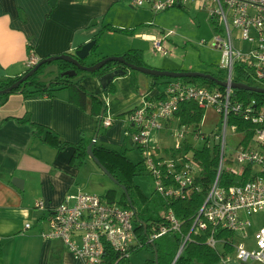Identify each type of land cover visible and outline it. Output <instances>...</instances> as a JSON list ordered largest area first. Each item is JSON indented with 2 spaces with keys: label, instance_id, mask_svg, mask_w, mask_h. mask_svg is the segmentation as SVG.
<instances>
[{
  "label": "built area",
  "instance_id": "obj_1",
  "mask_svg": "<svg viewBox=\"0 0 264 264\" xmlns=\"http://www.w3.org/2000/svg\"><path fill=\"white\" fill-rule=\"evenodd\" d=\"M134 3L154 13L189 4H198L206 11L215 22L212 45L228 57L224 79L227 85L221 88L180 78L165 80L159 94H144L141 104L127 114L126 134L143 154V167L154 178L161 196L186 198L191 191L206 190L202 206L193 215L191 231L211 227L207 243L223 254L222 260L264 262V102L240 100L232 86L240 68L245 79L264 87V0H134ZM173 32L152 37L158 52L168 54L164 43ZM40 60L31 49L28 69ZM185 101H195L206 110L213 107L222 122L221 131L208 134L202 131V123H182L176 112ZM115 119L116 116L106 113L100 125L108 128ZM157 132L170 134L174 144L164 148L154 137ZM229 135L239 140L231 151ZM204 148H217L214 156L219 161L215 179L207 185L205 166L197 157V151ZM226 174L229 179L223 185L221 180ZM36 207L44 209L45 201L38 200ZM165 215L166 223L152 225L151 241L181 231L182 222L174 209L166 210ZM136 216V209L111 201L104 194L79 190L68 193L51 210L49 226L42 236L63 240L85 264H123L143 246L136 230ZM30 226L28 223L27 228ZM220 229L234 234L233 252L226 253L228 239L217 236ZM190 237L188 234L183 239L179 256ZM250 239L254 241L253 248L248 244ZM107 245L119 255L114 262L108 260Z\"/></svg>",
  "mask_w": 264,
  "mask_h": 264
},
{
  "label": "crops",
  "instance_id": "obj_2",
  "mask_svg": "<svg viewBox=\"0 0 264 264\" xmlns=\"http://www.w3.org/2000/svg\"><path fill=\"white\" fill-rule=\"evenodd\" d=\"M167 14L138 7L134 0H0V81L28 70L31 49L40 58L73 53L92 41L106 25L115 29L135 28V33L106 29L88 64L136 48L143 51L144 61L149 66L195 70L192 63L185 65L186 60L176 53L178 45L171 35L164 43L168 54L154 48L152 37L168 32L164 25ZM57 74L58 65L53 64L45 68L40 78L50 81ZM135 76L138 89L133 88L128 73L112 81L118 85L115 93L105 92L100 76L86 74L81 79L88 91L105 98L106 113L116 116L113 125L98 134V145L124 151L127 155L129 150L138 148L126 134L127 114L141 104L144 94H159L166 82L155 81L140 72ZM70 97L71 91L65 88L56 91L53 97L15 92L0 101V264H85L63 240L42 236L49 226L51 210L61 204L68 193L84 190L87 173L83 175L81 167L71 163L76 148L71 145L58 150L33 135L29 124L16 120L26 118L44 124L71 144L78 143L83 136L90 143L101 124L98 115L91 112L92 99H88V108L83 109ZM154 137L164 148L171 147V143H164L171 138L170 134L157 132ZM15 176L24 180V188L13 183ZM38 200L45 201L44 209L36 207ZM152 257L153 252L145 256L142 264ZM130 261L136 264L133 257ZM191 264L205 263L196 259ZM214 264L245 263L231 258Z\"/></svg>",
  "mask_w": 264,
  "mask_h": 264
},
{
  "label": "trees",
  "instance_id": "obj_3",
  "mask_svg": "<svg viewBox=\"0 0 264 264\" xmlns=\"http://www.w3.org/2000/svg\"><path fill=\"white\" fill-rule=\"evenodd\" d=\"M106 29L116 30L125 34L135 33V28L115 29L110 25H106L104 29L94 37L93 40H95L96 42L91 50V54L88 57L80 58L74 52L71 54L75 57H78L81 64L90 65L88 64V61L97 50L101 35ZM121 55L127 62L139 66H149L145 63L143 51L140 49L132 48ZM48 57L50 56L44 58ZM44 58H41V60H43ZM51 64L58 65L57 76L50 81L41 80V74L43 73L45 68ZM30 70L31 69H28L22 75L1 80L0 89L14 84ZM112 70L123 71L124 74L130 73L132 77V86L134 89H138V81L135 76L137 71L129 69L125 64L121 62L110 61L102 68L94 72H89L80 68L78 65L69 60L58 59L42 64L33 75H31L26 81H24L18 88L13 90L12 93L22 92L25 96H31L39 93L53 97L56 91L68 88L71 91V101L77 103L83 109L88 108V99H92L91 112L94 115H98L101 122L102 116H104L107 112V102L105 98L100 94L88 91L82 84L81 79L82 76L86 74L101 77ZM207 72L212 73L221 80H224L227 75V71H225V69H222V73L220 72V74L213 73L211 71ZM152 77L155 81L161 80V77ZM169 79L173 78H166V80ZM180 79L189 82H199L209 87L224 88L221 84L208 77H182ZM236 79L238 82H245L252 85L255 84L244 78V75L240 68L238 69V75L236 76ZM117 89L118 85L115 82H111L105 88V92L115 93ZM10 94L11 93L0 95V101L3 102L4 100H6ZM236 94L240 100L246 102L252 99H257L259 102H264V93H259L247 88L237 89ZM205 114L206 109L199 107L195 101L182 102L179 110L176 112V115L181 119L182 123L196 125L202 123ZM16 120L22 124H29L33 129V135L39 137L45 143L57 148L58 150H64L68 146L73 145L76 148L75 154L71 159V163L74 166L80 168L86 163L87 159L91 158L88 152L89 141L85 136H83L78 143L71 144L69 142L63 141L60 136L56 132H54V130L44 124L32 122L26 118H16ZM101 128L102 126L99 124L95 135H98L102 132ZM93 151L95 155L100 159L101 163L105 165L108 170L114 175V177L119 181V186L125 185L127 188V191L121 189L122 193L120 196L117 195V189H109L104 195L111 201H117L124 207H132L136 209V230L137 232H139V236L143 246L137 248L133 252V254L138 253L143 249H147L153 252V257L148 259L144 264H157L155 249L157 252L158 264H191L196 259L202 261L205 264H214L222 260L223 254H221L218 250L207 243V239L212 232L211 227L206 230L191 231L195 219L193 215L202 206L207 193L206 190L202 192L191 191L186 198L168 199L161 196L160 194L149 197L144 192L142 187L135 181V177L141 174L144 170L142 161L134 162L126 152L108 148L105 146H99L97 142L93 145ZM216 151L217 148H215L214 150H212L211 148H204L197 151V157L201 160L206 169V185L215 179L216 167L219 162L218 156H214ZM228 179L229 177L227 176V174L224 175L221 180L222 184L226 185ZM127 192L131 197V202L128 199ZM170 208L174 209L177 217L182 222L181 231L164 235L151 241L149 235L152 225L166 223L168 219L165 215V212ZM188 234H190L191 237L188 240L184 251L180 254L179 257H177L183 239ZM216 234L218 237H226L228 239V244L225 248L226 253L233 252L234 247L232 240L234 238V234L224 229H220ZM106 251L108 260L110 262H114L119 257L118 253L115 252L110 245H107ZM130 262V260H125L123 264H131Z\"/></svg>",
  "mask_w": 264,
  "mask_h": 264
},
{
  "label": "rangeland",
  "instance_id": "obj_4",
  "mask_svg": "<svg viewBox=\"0 0 264 264\" xmlns=\"http://www.w3.org/2000/svg\"><path fill=\"white\" fill-rule=\"evenodd\" d=\"M167 11L171 12L167 14V12L164 11L159 14H167L164 25H166L168 32L169 29L174 31L171 34V38L174 39V42L178 45L175 48L176 53H179V57L186 60L185 65L188 66L189 63H192L195 70L211 71L220 74L222 69H225L228 64V57L224 54L223 50L214 48L212 45L215 35V22L210 19L209 14L202 10L198 4H189L184 8L176 6ZM203 39H206L208 42L202 44L201 41ZM150 67L158 68L155 66ZM146 75L151 76L149 74ZM166 78V76H163L161 80H166ZM221 127L222 122H220L216 110L213 107L208 108L201 124L202 131L209 134L214 130L215 132L221 131L219 130ZM105 130L106 129L103 127L102 131L104 132ZM91 142L92 140L90 143ZM238 142V139L229 135V150H234ZM164 143L174 144L173 137L171 136V138L164 141ZM198 146L202 145L198 144ZM128 156L134 162H139L144 159L143 154L138 148L129 150ZM81 169L83 175L87 173V177H84L86 179L83 180L84 188L82 189H84V191L105 194L109 189H117V195H121L122 188L101 170L100 166L93 158H89L88 162L84 164ZM135 181L149 197L159 195L156 191L154 178L145 169L141 174L135 177ZM248 244H250L251 248L254 247V241L252 239L248 240ZM150 254L151 252L149 250L143 249L140 253H134L132 257L136 264H142L146 259L145 256H149ZM250 264H264V262L252 261Z\"/></svg>",
  "mask_w": 264,
  "mask_h": 264
},
{
  "label": "water",
  "instance_id": "obj_5",
  "mask_svg": "<svg viewBox=\"0 0 264 264\" xmlns=\"http://www.w3.org/2000/svg\"><path fill=\"white\" fill-rule=\"evenodd\" d=\"M95 42H96L95 40L87 42L81 48H78L74 53L80 58L88 57L91 54V50H92ZM78 57H75L71 53L67 52V53H63V54L53 55V56H50L48 58H44L35 67H33L30 71H28L17 82H15L14 84H12V85H10V86H8L6 88L0 89V95L7 94V93H12L13 90L18 88L24 81H26L31 75H33L39 69V67L42 64H44L46 62H51V61H54V60H58V59L69 60V61L73 62L74 64L78 65L80 68H82V69H84L86 71H89V72H94V71L102 68L105 64H107L110 61H118V62H121V63L125 64L131 70L140 71V72L149 74L151 76H157V77L166 76V77H171V78L208 77V78H211V79L215 80L217 83H219V84H221L223 86L227 85L226 81L219 79L217 76H215L212 73L207 72V71H200V70H186V71H184V70H168V69L154 68V67H150V66H139V65L127 62L122 55L107 56V57H105V58H103V59L99 60L98 62H96L94 64H91V65L81 64V62L79 61ZM123 74H124L123 71L112 70V71L106 73L105 75L101 76L100 80H101V83H102L103 87L106 88L115 78H117L118 76L123 75ZM232 86L235 89L247 88V89L259 92V93H264V87L254 86V85H250V84L244 83V82H237L236 81V82L232 83ZM97 137H98V135H95V137L92 140V142L88 145L89 155L100 166L102 171L105 172L114 182H116L119 185V181L108 170V168L101 163L100 159L95 155V153L93 151V145L97 142ZM131 142L133 143L132 139H131ZM13 183L19 188H24V180L22 178L18 177V176H15L13 178ZM120 187L122 189H124L125 191H127V188H126L125 185H120ZM127 196H128L129 201L131 202V197H130L128 192H127ZM179 253H180V251H178L177 257L179 256ZM155 254H156V262L158 264V257H157L156 249H155ZM177 257H176V259H177Z\"/></svg>",
  "mask_w": 264,
  "mask_h": 264
},
{
  "label": "bare ground",
  "instance_id": "obj_6",
  "mask_svg": "<svg viewBox=\"0 0 264 264\" xmlns=\"http://www.w3.org/2000/svg\"><path fill=\"white\" fill-rule=\"evenodd\" d=\"M168 48V47H167Z\"/></svg>",
  "mask_w": 264,
  "mask_h": 264
}]
</instances>
